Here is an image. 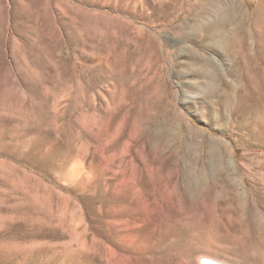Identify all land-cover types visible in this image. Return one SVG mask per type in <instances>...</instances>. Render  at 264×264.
I'll use <instances>...</instances> for the list:
<instances>
[{
	"label": "rangeland",
	"instance_id": "1",
	"mask_svg": "<svg viewBox=\"0 0 264 264\" xmlns=\"http://www.w3.org/2000/svg\"><path fill=\"white\" fill-rule=\"evenodd\" d=\"M258 70L264 0H0V264H264Z\"/></svg>",
	"mask_w": 264,
	"mask_h": 264
},
{
	"label": "bare ground",
	"instance_id": "2",
	"mask_svg": "<svg viewBox=\"0 0 264 264\" xmlns=\"http://www.w3.org/2000/svg\"><path fill=\"white\" fill-rule=\"evenodd\" d=\"M241 29V28H238ZM183 34V33H180ZM212 34H205L204 36L201 37V35L198 33L197 35H194V40H199L201 39L200 42H202V44H206V43H212ZM238 39H240V37H238ZM215 46V44L213 45V47ZM212 47V46H211ZM187 58L190 61V63L186 64L183 63L182 65H180L181 67H184L186 69H189L191 74L193 75V77L195 78H199L201 80H204V83L202 84L203 86H207V89L209 88V85L211 86V95H213L214 90H216V84H218L216 82V78L217 76L215 74V69H214V65L212 66V62L210 61V59H208L207 57H205L204 55L197 53L195 50H187ZM154 69H160V65L158 64V62H155L153 64ZM138 73H141V71L138 69L137 70ZM256 76H258V78L262 81L264 80L263 74L261 73V71H257ZM178 76L180 78H183L184 76V71L179 70L178 71ZM260 81V82H261ZM229 99L228 96H224L222 102L224 104L228 103ZM240 108V107H239ZM167 115L170 117V120H166L165 125L171 126L173 128L174 123L177 121V115L174 111L172 110H166ZM259 122V121H258ZM189 131H191V128H189ZM172 136V132L170 133V137ZM169 137V138H170ZM214 144V143H213ZM203 264H217L215 263L213 260L211 259H204L203 260Z\"/></svg>",
	"mask_w": 264,
	"mask_h": 264
}]
</instances>
